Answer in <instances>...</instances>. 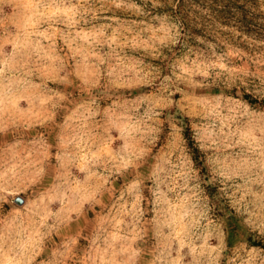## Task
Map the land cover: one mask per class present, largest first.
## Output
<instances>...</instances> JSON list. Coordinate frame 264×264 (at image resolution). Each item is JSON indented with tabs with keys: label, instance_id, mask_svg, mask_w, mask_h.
<instances>
[{
	"label": "rangeland",
	"instance_id": "obj_1",
	"mask_svg": "<svg viewBox=\"0 0 264 264\" xmlns=\"http://www.w3.org/2000/svg\"><path fill=\"white\" fill-rule=\"evenodd\" d=\"M0 264H264V0H0Z\"/></svg>",
	"mask_w": 264,
	"mask_h": 264
},
{
	"label": "trees",
	"instance_id": "obj_2",
	"mask_svg": "<svg viewBox=\"0 0 264 264\" xmlns=\"http://www.w3.org/2000/svg\"><path fill=\"white\" fill-rule=\"evenodd\" d=\"M187 132H189V131L187 130ZM187 140H189V142H191L190 137H187ZM193 160L196 162V161H197V158L193 156ZM230 234H231V233H230ZM231 236H232V234L229 235V237H228L229 240H230Z\"/></svg>",
	"mask_w": 264,
	"mask_h": 264
},
{
	"label": "water",
	"instance_id": "obj_3",
	"mask_svg": "<svg viewBox=\"0 0 264 264\" xmlns=\"http://www.w3.org/2000/svg\"><path fill=\"white\" fill-rule=\"evenodd\" d=\"M15 203L20 205V204H22V200L20 198H17V199H15Z\"/></svg>",
	"mask_w": 264,
	"mask_h": 264
}]
</instances>
